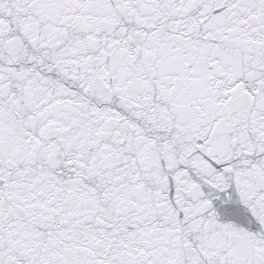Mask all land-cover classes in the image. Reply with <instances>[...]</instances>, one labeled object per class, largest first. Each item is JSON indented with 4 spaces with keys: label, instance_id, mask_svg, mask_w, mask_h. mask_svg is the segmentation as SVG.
Segmentation results:
<instances>
[{
    "label": "snow or ice",
    "instance_id": "6c2138e0",
    "mask_svg": "<svg viewBox=\"0 0 264 264\" xmlns=\"http://www.w3.org/2000/svg\"><path fill=\"white\" fill-rule=\"evenodd\" d=\"M0 264H264V0H0Z\"/></svg>",
    "mask_w": 264,
    "mask_h": 264
}]
</instances>
